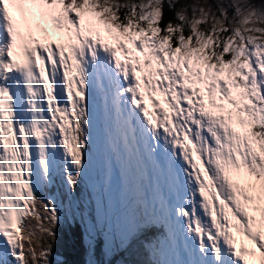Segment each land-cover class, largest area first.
Segmentation results:
<instances>
[{"label": "snow or ice", "instance_id": "6c2138e0", "mask_svg": "<svg viewBox=\"0 0 264 264\" xmlns=\"http://www.w3.org/2000/svg\"><path fill=\"white\" fill-rule=\"evenodd\" d=\"M264 264V0H0V264Z\"/></svg>", "mask_w": 264, "mask_h": 264}, {"label": "trees", "instance_id": "16d2710c", "mask_svg": "<svg viewBox=\"0 0 264 264\" xmlns=\"http://www.w3.org/2000/svg\"><path fill=\"white\" fill-rule=\"evenodd\" d=\"M76 225L65 226L58 239V249L64 258L71 264V261L78 258L79 243Z\"/></svg>", "mask_w": 264, "mask_h": 264}]
</instances>
